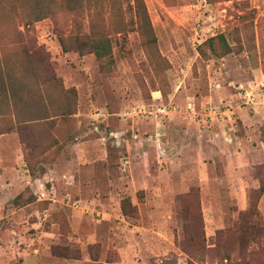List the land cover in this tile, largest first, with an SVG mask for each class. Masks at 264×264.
Instances as JSON below:
<instances>
[{"label": "rangeland", "instance_id": "1", "mask_svg": "<svg viewBox=\"0 0 264 264\" xmlns=\"http://www.w3.org/2000/svg\"><path fill=\"white\" fill-rule=\"evenodd\" d=\"M1 79L0 264H264V0H0Z\"/></svg>", "mask_w": 264, "mask_h": 264}, {"label": "trees", "instance_id": "2", "mask_svg": "<svg viewBox=\"0 0 264 264\" xmlns=\"http://www.w3.org/2000/svg\"><path fill=\"white\" fill-rule=\"evenodd\" d=\"M140 3V0H137ZM42 16H37V19H41ZM216 42L220 44L224 50L223 54H229L232 49L228 44L226 36L224 34H219L213 38L207 40L208 46L216 51ZM60 46L63 52L75 51L79 55L93 54L95 58L100 63L101 69L105 72L110 71L115 64L114 54H113V42L110 38L96 37L91 34H81L73 35L67 39H60ZM4 81L0 80V92L5 91L6 85ZM260 190L264 192V187L260 186ZM256 228L252 227L251 224L247 223L246 227L243 228V236L245 237V246L243 248V261L249 262L251 257H253V252L250 247L254 245L255 240L260 235L258 232L255 234L254 230Z\"/></svg>", "mask_w": 264, "mask_h": 264}, {"label": "crops", "instance_id": "3", "mask_svg": "<svg viewBox=\"0 0 264 264\" xmlns=\"http://www.w3.org/2000/svg\"><path fill=\"white\" fill-rule=\"evenodd\" d=\"M211 135V134H210ZM212 135H214V136H212ZM211 135V137H210V139L212 140V147H214V148H218V149H221V147L222 146H218V143L220 142L218 139L216 140L215 138H219V135H218V133H216V134H212Z\"/></svg>", "mask_w": 264, "mask_h": 264}, {"label": "built area", "instance_id": "4", "mask_svg": "<svg viewBox=\"0 0 264 264\" xmlns=\"http://www.w3.org/2000/svg\"><path fill=\"white\" fill-rule=\"evenodd\" d=\"M190 109V108H189ZM193 110V111H192ZM191 111L194 113V114H196V112L194 111L195 109L193 108ZM161 111H165V110H161ZM165 113V112H164ZM209 116H216V111H215V109L214 108H211L210 110H209Z\"/></svg>", "mask_w": 264, "mask_h": 264}]
</instances>
